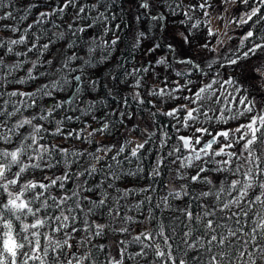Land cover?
<instances>
[{
  "label": "trees",
  "instance_id": "trees-1",
  "mask_svg": "<svg viewBox=\"0 0 264 264\" xmlns=\"http://www.w3.org/2000/svg\"><path fill=\"white\" fill-rule=\"evenodd\" d=\"M203 2L204 0H149L150 9L145 12V10L138 8L137 0H78L76 8L81 5L86 8V15L78 23L86 30L77 36H72L66 27L68 23L73 21L76 8H69L62 15L57 13L42 24L34 23L39 19L40 12L51 11L52 8L62 4L63 0H11L10 7L0 8V14L6 11H13L14 13V18L0 20V59L3 61V66H0V93H11L13 91L35 93L33 99L36 101L33 106L28 97L19 95L11 98L8 95L0 97V105H4L7 101L4 112L0 113V121L4 122L3 130L7 132L9 127H14L18 122L24 119H32V117L46 113L47 109L52 108L54 110L52 116L47 120L35 119L33 124L43 125L46 131L42 133V140L38 138L39 143L55 149L52 152V158L54 161H60L51 168L42 167L26 170L20 174L17 185L8 187V192L16 194L29 181L49 184L52 178L62 177L67 170L70 178L63 182V188L59 186L60 181L58 180L56 185L47 189L37 188L25 192L22 199L30 200L33 193H40L42 194L41 200L47 199L48 204H52V200L48 199L49 196L59 199L65 195L71 196L73 191L79 189L78 200L83 211L77 210L73 213L77 216L74 226L79 231L71 232L70 228L65 229V231L71 232L68 243L72 245L71 248L66 249V253L70 255L75 252L80 256H89L90 260H85L83 264H109L112 258L118 259L119 250L120 255L122 251L124 253L120 257L121 264H151L153 261L151 250L145 249L147 252L145 257L137 256L136 253L141 250V245L139 242L134 241L133 237L145 230L153 231L157 229L160 223L164 225L166 234L172 228L175 229L174 248L176 245L180 246V251L174 252L177 256V264H179L180 258L188 259L192 256H198L203 261L208 258L203 251L188 250L187 256L183 254L184 245L181 243V234L186 230L183 223L187 222L184 219V210L192 211L195 216L196 214H202V209L197 207L198 204L209 206L211 201L214 205L230 200L237 195L236 192H233L229 196L225 191L221 194L220 201H216L212 196L203 197L199 200L194 199V197L205 191L216 192L220 187L227 190L233 179H243L242 175L237 177L231 171L215 170L217 167H224L215 162L229 159L228 156L204 157V160L208 161L207 163L194 161L190 167H181V161L179 160L172 163L175 156H167L168 152L182 144L178 139L180 135H190L193 138L200 137L201 143H203L217 132L245 122L250 116L255 115V112L246 113L235 119H227V122L224 119H216L221 110H223L225 118L235 115L238 111H243V106L237 105L241 94H244L249 101H256L255 106L257 109L263 107L261 96L264 95V89L252 78L254 77L253 69L264 64V49L258 50L255 55H251V58L246 60L242 57V52L252 47L253 43H264V40L258 38L264 35V24L242 23L237 37L249 30L254 32V36L244 41L243 46L241 44L242 39L234 40V38H231V51L228 55L223 56L218 63H225L228 59L241 55L237 65L228 64L226 70L223 69L224 67L218 68L219 64L216 66L206 65L198 58L197 52L201 50V46L204 44L208 45L207 48H203L204 51L212 50L211 45L215 41L216 35H209V23L204 15L205 10L198 7ZM208 3L211 7L207 8V12L209 9L218 12L222 8L224 0H208ZM32 4L36 7L31 8L30 11H25ZM91 5H96V8L91 9ZM105 5H107V8ZM192 6H196L195 10H192ZM254 6L252 0H249L248 4L241 2L234 8V13L239 14L241 11H247ZM99 12H106L109 17L107 23L113 29L116 24H120V29L116 33L120 37V41L107 59L103 58L106 51L104 49L97 48L91 54L88 52L89 46L94 42L101 39L111 40L115 38L112 32L105 33V22L96 19ZM185 12L188 13L187 16L184 15ZM22 14L26 18L20 20L19 17ZM113 14L115 19H112ZM138 14L141 15L140 20L135 18ZM261 14H264V8L261 9ZM157 15L163 16L164 19L153 21L150 18ZM5 24L14 25L21 31L13 32L11 28L5 29L3 27ZM30 24L33 27L30 32H27L28 43L10 45V40L17 39L24 34ZM89 24L92 26L88 27ZM54 25H60V27L56 28ZM193 25H196V27H193ZM57 32H63V38L57 39L53 35ZM139 32H145L146 37L141 40L140 46L137 47L136 35ZM180 33L185 35L191 33L192 36H195V40L189 45H184ZM33 34H41L40 44L52 40L49 49L40 56L41 61L51 60L52 64H44L34 69L33 73L36 78L28 79V70L32 67V62L36 60L38 55L35 50L27 52V48L31 46ZM69 43H73V48L67 47ZM154 43H159L160 47L155 52L146 54ZM169 44L175 47V52H171L167 48ZM9 46L12 47L11 52L7 50ZM25 52H27V55L16 54ZM73 53L80 59L73 61L71 67H77L82 60L89 58L93 60V66L86 68L85 73L82 75L79 91H75L72 98L68 99L74 91L76 81H73L72 87H66L63 91L53 90L51 95L48 96L43 95L39 90L44 84H48L51 80L57 78L58 73L56 70L61 67L65 57ZM165 57L167 63H156L158 59ZM187 58H191L194 65H199L202 71L197 70L195 66L180 63V60ZM20 61H23V63L19 68L11 72L8 71ZM134 68L140 71L134 75H129ZM144 68L148 70L143 71ZM261 70H264V68H261ZM41 72L46 73V75H39ZM72 75H81V73L77 71ZM228 75L231 76L229 80L233 81L229 84L231 95L223 94L220 87L224 84V77ZM137 78H140V87H135ZM89 79L98 81L94 88L87 86ZM20 80H23L24 83H19ZM213 81L215 83H212ZM177 83L185 85L183 90L174 93V96L179 97L178 99L150 94L152 89H173L177 86ZM208 84H212L214 95L209 93L211 99L203 102L202 110L211 108L209 116L212 119L200 115L198 120L188 121V127H185L184 110L176 113L174 117L163 115V113L184 105L197 107L198 105L191 103L184 97H191L198 89ZM134 91L139 93V97L135 96ZM216 97H219V103L216 102ZM233 97H235V100H233ZM140 98L143 99L144 103H138ZM68 100H72L73 103H64L63 107H57L61 102ZM125 100H127V103H125ZM20 101H23V105L19 104ZM14 103L19 110L14 115L8 116L6 113L13 112ZM229 108H231V112ZM152 113H156V115L153 116ZM57 121H62L59 125L62 133L56 132ZM105 125H107V128L103 131H94L104 128ZM134 127L135 130H133ZM197 128H206L212 135L197 133ZM87 129H90V132H87ZM124 129L126 130L125 134L136 135L142 143L154 133L145 148L141 150L139 160L130 156L131 143L127 144L125 142L128 136L123 133ZM31 130V126L25 125L23 128L16 129V135L9 133L11 141H0V150H14L20 136L28 135ZM69 132H73V135L68 136ZM96 134H103L108 140L96 141L94 138ZM229 136L231 138V132ZM121 141L125 143V151L117 157L119 161V165H117L112 158L117 155V150L120 148L118 145ZM126 141H131V139ZM162 141H166L164 147H160ZM219 142L220 144L230 142L234 144V147L229 150L236 153L238 159L232 158L229 167L235 168L237 163L245 168L247 167L244 159L247 152L240 155L243 151V141L236 143L231 139L225 140L221 136L212 147V151H219L217 148ZM196 147L198 148L199 145H196ZM108 148H111V152L107 154L106 158L100 157L99 160L95 158ZM60 149L67 150L68 158L72 161L70 166L65 165V155L59 151ZM113 152H116L114 156ZM73 153L82 155H71ZM176 155L184 157L189 155V152L181 147V151ZM162 156L164 157V164L159 168L160 175H150L152 167L155 166V161ZM94 160H97V165H92ZM24 162L32 164L38 161L25 159ZM202 163L207 171L201 175L206 177L210 183H205L204 180L194 183L190 179L191 176L196 174ZM138 165L143 171H137ZM93 166L96 171L91 175L76 176L77 173H82L85 169ZM13 171H17V169L13 168ZM110 171L114 172L118 178L113 179L108 175ZM81 185L88 190H83ZM109 185H112V187H109ZM171 192H180V197L173 199L168 195ZM185 192L188 195H185ZM259 193L260 189L258 187L250 189L241 207H246L247 201ZM165 196H168L167 207H165L162 199ZM102 198L105 199V205L96 209L93 213H88V208L92 207L91 202ZM74 199L77 198L69 199L67 205H73ZM41 200L35 201L30 207L34 209L40 207L41 212L38 215L44 218L46 210L41 204ZM0 201L7 202L6 192H0ZM109 208L113 210L112 216L108 215L107 210ZM259 208V204L254 205L253 209L249 211V216L245 219H255L252 212ZM117 210L119 216L115 215ZM238 210L236 206L231 209L232 212ZM48 215H59V210L55 213L48 212ZM228 215L230 213L227 211H216V219L221 225L235 228L236 225L233 220L222 219V217ZM150 216L153 219H148ZM85 221H87V225ZM32 222L33 217L31 216L23 217L21 221L13 219L14 233L19 230L23 223L30 224ZM93 224L105 225L102 235L95 236L93 234L92 227H89ZM251 227V224L245 225L244 231L248 232ZM121 228H127V231H119ZM39 231L43 234L50 230L44 228L39 229ZM217 231H224V229H218ZM198 235L200 233L194 228L193 236ZM55 237L60 240L65 239L64 232L56 233ZM246 238L241 237L238 233L237 237L232 238V242L236 244L239 241L248 252H252V244H243V240ZM157 242H159L158 239ZM46 243L47 241L44 240L42 235L41 247ZM145 243L151 242L145 241ZM257 243H259V238H257ZM230 251L234 252V250ZM247 259L248 257L245 256L244 260ZM73 264H75V261H73ZM256 264H264V261L259 259V254L256 257Z\"/></svg>",
  "mask_w": 264,
  "mask_h": 264
},
{
  "label": "snow or ice",
  "instance_id": "snow-or-ice-1",
  "mask_svg": "<svg viewBox=\"0 0 264 264\" xmlns=\"http://www.w3.org/2000/svg\"><path fill=\"white\" fill-rule=\"evenodd\" d=\"M225 3L229 2V0H224ZM242 3L248 4L249 0H241ZM252 3L255 5L247 12L246 19H241L239 21H235L237 23L248 24L252 22L254 25L264 24V14H261V9L264 8V0H252ZM78 4V0H63V3L54 7L49 12H40L39 19H37L35 24H42L45 20L50 17L56 15L57 13L63 14L65 10L69 8H76ZM137 5L139 9L145 10L147 12L150 9L149 0H137ZM11 0H0V8L10 7ZM36 7V5H29L25 11H30L31 8ZM107 8V5H105ZM196 6H192V10H195ZM199 8L204 9V15L207 16V8L211 7L208 3V0H204L203 3L198 5ZM91 9H95L96 5H91ZM86 15L85 6L81 5L76 8L73 21L67 24V30L71 33L72 36H77L79 33L84 32L86 29L79 25L78 21L83 19ZM185 16L188 15L187 12L184 13ZM14 18L13 11H6L0 14V20H8ZM26 16L23 14L19 17L20 20L25 19ZM136 20L141 19V15H137ZM153 21L163 20V16H151ZM190 18V17H189ZM255 18V19H254ZM97 20H101L105 22V33L112 32L115 38L111 40L101 39L94 42L89 46L88 52L94 53L97 48H101L106 50L104 59H107L111 51L118 45L120 41V37L116 35L117 31L120 29V24H116L113 29L108 23L109 17L106 15V12H99ZM112 19H115V15L113 14ZM183 23V22H181ZM75 25V27H74ZM92 25L89 24L88 27ZM5 29L11 28L13 32L21 31L19 28L14 25H3ZM33 25H29L28 29L25 30V33L20 35L17 39H11L10 45H23L28 43V35L27 32H30ZM54 27L59 28L60 25H54ZM196 27V25H193ZM209 29V35H214ZM57 39H61L64 36L63 32H57L53 34ZM183 44L189 45L195 40V36H192L191 33L185 35L183 33L179 34ZM191 36V39H190ZM254 36V32L249 30L245 36L242 38L241 44L243 46L244 41L249 40ZM146 37L145 32H139L136 35V46H140V42L143 38ZM259 39L264 40V35L259 36ZM41 39V34H33L31 46L27 48V52L37 51L38 55L35 61L32 62V67L28 70L27 78L35 79L36 76L33 73V70L44 65V64H52L51 60L41 61L40 56L44 54L45 51L49 49L52 44V40H49L46 43L40 44L39 41ZM73 43H69L67 45L68 48H73ZM160 47L159 43H154V45L147 50L146 54H151L155 52L157 48ZM202 48H207L208 45L204 44L201 46ZM167 48L171 52H175L176 49L172 44L167 45ZM264 49V43H253L252 47L248 48L247 51L242 52V57L246 60L251 58V55H255L258 50ZM9 52L12 51V47L9 46L7 49ZM239 52V49L237 50ZM25 53H16L17 55H27ZM80 59L74 53L72 55L66 56L61 64V67L57 69V78L51 80L48 84H44L42 88L39 90L43 95L48 96L51 95L53 90L63 91L66 87H72L73 81L82 82V75L85 73L86 68H91L93 66V60L91 58L87 60H82L81 64L77 67H71L73 61ZM241 59V55H237L235 58L228 59V64L237 65ZM23 61L18 62L13 68H10L8 71L11 72L16 68H19L22 65ZM157 64H165L167 63V58H161L156 61ZM180 63H186L191 66H195L197 70L202 71L199 65H194V62L191 58L182 59ZM0 66H3V61L0 59ZM211 66V65H209ZM261 68H264V64H261L260 67L254 68L253 71L259 75ZM147 68H144L143 71H147ZM79 71L81 75H72L73 73ZM140 71L139 69H132V72L129 75H134ZM39 75H46V73L41 72ZM19 83H24L23 80H20ZM98 81L94 79H89L87 81V86L94 88L97 85ZM212 83H215L213 81ZM225 84L233 83L232 80L224 81ZM76 91H79V84L74 86ZM135 87H140V78L136 79ZM185 85H179L173 89L160 88V89H152L151 95L153 96H169L174 99H178L179 97L174 96V93L183 90ZM190 91V89H189ZM212 93V84L205 85L198 89L197 92L193 93L191 97H184V99L189 100L191 103L198 105L197 107L188 108L186 105L181 106L179 108H174L163 115L174 117L176 113L181 110L185 111V119L184 126L188 127V121H196L199 119L200 115L208 119H212L209 116L208 110L203 109V102L205 100L211 99ZM8 95L9 98L14 96H22L28 97L31 100V104L34 106L36 101L33 99L35 93H23L13 91L11 93H0V97ZM231 95V93H229ZM136 97H139V93H135ZM235 100V97H233ZM216 102L219 103V97H216ZM64 103H73L72 100L61 102V104L57 105V107H63ZM127 103V100H125ZM138 103H144L143 99L140 98ZM239 103L243 105V111H238L235 115H230L227 118L224 117L223 110H221L219 116L216 117L217 120L224 119L227 122V119H235L238 116L245 115L246 113L251 114L255 112V115H252L250 121L247 124H241L234 131L225 130L222 132L216 133L212 136V139L205 142L203 146L197 148L196 145L201 143V138L197 137L195 143L193 144L191 137L180 136L178 137L179 141L182 142L180 146H177L172 149V151L167 153V156H175V159L172 160V163H176L177 160L181 161V167H190L193 165L194 161H202L203 163H207L208 161L204 160V157H214L225 155L228 156L229 159H225L222 161H218L220 165H223V168L217 167L216 171H231L233 175L239 177L243 176V179H233L231 183L228 185L227 190L224 187H220V189L216 192H212L211 190L200 193L199 196L194 197V199L199 200L203 197L212 196L216 201H220L221 194L227 191V195L231 196L233 192H236L237 195L230 200L222 201L218 204H212L209 202V206H205L203 204H198L197 207L202 209V214L193 215L192 211L185 209L183 212L184 219L187 221L183 223L185 231L182 232L181 243L184 245V256H187L188 250H193L194 252H201L207 254V259L201 261L198 256H192L188 259L180 258L179 264H256V257L259 254V259L264 261V108L257 109L255 103L249 101L247 97L242 98ZM19 104L23 105V101H20ZM7 106V101L4 105H0V113L4 112V109ZM19 109L16 107V104H13V112L6 113L8 116H12ZM53 109H47L46 113H41L39 116H34L32 119H24L18 122L14 127H9L7 132L3 130L4 122L0 121V141H11V135H16V129L23 128L25 125L31 126V132L28 135H21L17 146L14 150H0V192L7 193V202L4 203L0 201V264H83L85 260H90V257L80 256L77 253H71L70 255L66 253L67 248H71L72 245L68 243V240L71 238V232L79 231L74 225L77 219V216L73 213L77 210L83 211L80 206L78 197H79V189L72 192L71 196H62L59 199L55 197L49 196L48 199L52 200V204H48L47 199L41 200L40 193H33L32 199L26 200L22 199L24 197L25 192L34 190V189H47L50 186H54L57 184L58 180L60 181L59 186L63 188L64 181L70 178V174L65 171L62 177L52 178L49 184H45L43 182H33L29 181L24 184L22 189L18 190L16 194L12 192H8V187L11 185H17L19 183V177L21 173H24L26 170L30 168H51L54 167L55 164L60 161H54L52 158V152L55 150L48 146L39 143V140L43 139L42 133L46 131L43 125H34L33 120L42 119L47 120L53 114ZM231 112V108H229ZM123 115V114H122ZM153 116L156 113H152ZM71 119V118H69ZM62 121H57V133H62V129L59 125ZM107 128V125L104 128L96 129L94 131H103ZM135 130V127L133 128ZM231 131V138L229 133ZM197 133H207L208 135H212L208 132L206 128H197ZM236 133H240L239 136ZM68 136H72L73 132H69ZM151 135H154L152 133ZM151 135L148 139H146L143 143L136 144L135 148H132L130 151V156L135 157L138 160L141 158V150L145 148V145L151 139ZM224 137L225 140L231 139L236 143L243 141V151L240 155H243V152H247V156L244 158L247 167L245 168L243 165L237 163L235 168L229 167L232 163V158H237L236 153L226 152L225 149H230L234 147L233 143H227L221 146L219 151H212V145L217 143L219 137ZM39 138V140H38ZM30 141V142H29ZM127 144H130L131 141H126ZM166 141H162L160 147H164ZM181 147L189 152V155L181 157L176 154L181 151ZM59 151L63 152L65 155L64 163L66 166H70L72 161L68 158L69 154L66 149H60ZM106 151H111V148L106 149ZM125 151V146L122 145L117 150V155L112 159L116 161L117 165H119V161L117 157ZM203 154V155H202ZM71 155H82L80 153H73ZM97 160L100 159L99 156L95 157ZM26 160H35L38 161L36 163L27 164L24 161ZM203 163L198 167V170L195 175L191 176L190 179L192 182H198L204 180L205 183H210L206 177H203L201 174L206 172L207 169L203 166ZM164 164V157L162 156L160 159L155 161V166L152 167L150 175L159 176V168ZM13 168H16L17 171H13ZM95 167H90L84 170L82 173H77L76 176L79 177L81 175L87 176L91 175L95 172ZM137 171H143L142 168H137ZM132 174V173H130ZM113 179L118 178L114 172H109ZM112 187V185H109ZM254 187H258L260 189V193L256 195L254 198L247 201L246 207H241L245 198L248 196L249 190ZM83 190H88L83 188ZM147 190V189H146ZM188 195V193H184ZM173 199L180 197V192H171L168 194ZM76 197L77 199L73 200V205H67V201L69 199H73ZM165 207L168 206V196L162 198ZM41 200V204L45 208L44 218H41L38 214L41 212L40 207H30L35 201ZM92 207L88 208V213H93L96 209L102 208L105 205V199H99L98 201H92ZM260 205V208L256 211L252 212V216L255 219H245L249 216V211L253 209L254 205ZM65 205H67L65 207ZM233 206H236L239 210L237 212H232L231 209ZM59 210V215H48V212L55 213ZM219 210L221 212L227 211L230 215L222 217V219H231L234 221L236 227L232 228L228 225H221L219 221L216 219V211ZM108 215H113V210L109 208ZM67 213V214H65ZM116 216H119V211L117 210L115 213ZM33 217L32 223H23L18 231L14 233L13 230V219L15 221H21L23 217ZM7 217V219H6ZM131 219V218H128ZM148 219H153V217H148ZM87 225V221H85ZM202 223V228H201ZM247 224H251L252 227L248 232L244 231V227ZM89 227H92L93 234L95 236H100L103 234L105 225L103 224H93ZM48 229L49 232H44L43 234L39 231V229ZM71 229V232L65 231V229ZM196 229L200 233L198 236H193V229ZM31 229V231H30ZM218 229H224V231H217ZM87 230V229H85ZM121 232H126L127 228L119 229ZM64 232L65 239L60 240L55 237L56 233ZM238 233L241 237H247L243 240V244H252L253 251L248 252L240 243L237 241L236 244H233L232 238L237 237ZM43 235L44 240L47 243L41 247V236ZM174 236L175 229L172 228L168 234L165 232V227L162 223L158 224L157 229L153 231L145 230L140 234L133 237V240L139 242L141 245V250L136 253L137 256L145 257L147 252L145 249H149L153 255V261L151 264H177V256L174 252L180 251V246L176 245L174 248ZM257 238H259V243H257ZM157 239L159 242H157ZM145 241H150L151 243H145ZM191 241V242H190ZM123 243V241H121ZM103 247V246H101ZM230 250H234L230 251ZM123 251L121 252V256H123ZM247 256L248 259L245 261L244 257ZM63 257V259H61ZM109 264H120V261H109Z\"/></svg>",
  "mask_w": 264,
  "mask_h": 264
},
{
  "label": "rangeland",
  "instance_id": "rangeland-1",
  "mask_svg": "<svg viewBox=\"0 0 264 264\" xmlns=\"http://www.w3.org/2000/svg\"><path fill=\"white\" fill-rule=\"evenodd\" d=\"M239 3H241V0H229V2H227V3L224 2L222 4V8L218 12H214L213 9H209L208 10V16H206V19H207V21L209 23V29L211 30L212 33H215L216 37H215V41L211 45L212 50H210V51H204V49L201 48V50H199L197 52L198 58L200 60H202L204 64H206V65H215V66L217 64H219L220 66L218 68L224 67L223 69L226 70V66H228V62H225V63L224 62H219L218 63V61L220 59H222L223 56L228 55L229 52L231 51V47H232V45H231V38H234V40H237V39L241 40L245 36V34H246L245 33V34H242L239 37H237L238 34H239L238 31L241 28L242 23H237L235 21H239L241 19H246V15L245 14L250 11V9H249L247 11H241L239 14H235L234 13V8L236 6H238ZM218 68H215V69H218ZM230 78H231L230 75L225 76L224 77V81H227ZM252 79L253 80H256V82L260 85V87L262 89H264V70H261L259 75H257L254 72V77ZM220 87L222 89V93L223 94L229 95V93H230V90H229L230 89V86H229V84H225L224 83ZM133 93L135 94L137 92L134 91ZM244 97H245V95L244 94H241V96L239 98V101L242 98H244ZM263 97H264V95L261 96L262 101H263V107L262 108H264V100H263ZM239 101H237V105H241L239 103ZM254 103L256 105V101H254ZM186 106L188 108H193V107H191L189 105H186ZM251 117L252 116H250L248 118V120L245 121V122H242V123H240L238 125L232 126L231 128H227V129L221 130L219 132H222V131H225V130H232V131H234L241 124H247L250 121ZM87 132H90V129H87ZM123 133L124 134L126 133V130L125 129H124ZM236 135L239 136L240 133H236ZM125 136H128L127 139H129V140L131 139L130 151H131L132 148H135L136 147V144L142 143L141 139L139 137H137L136 135H131L129 133V135L128 134H125ZM180 136L191 137L193 144L195 143V140L197 138V137L196 138H193L190 135H180ZM212 136H214V135H212ZM212 136L209 139H207L206 141H204L203 143L199 144V147L198 148H200L201 146H203V144L205 142L211 140ZM94 138H95L96 141L108 140L107 137L105 135H103V134H96L94 136ZM126 140H125V142H126ZM124 144H125L124 141H121V143L118 146L121 147ZM224 144L225 143H221L220 144V142H219V144L217 146L218 150ZM213 146H214V144L212 145V147ZM225 151L226 152H230L229 149H225ZM109 152H111V151H106L105 150L104 152H102L99 155V157L106 158V156H107V154ZM115 154H116V152H113V156ZM97 164H98L97 160H94L92 162V165H97ZM141 230H142V228H141ZM118 255H119L118 259H113L112 258L110 261H113V262L120 261V264H121L120 250L118 251Z\"/></svg>",
  "mask_w": 264,
  "mask_h": 264
},
{
  "label": "water",
  "instance_id": "water-1",
  "mask_svg": "<svg viewBox=\"0 0 264 264\" xmlns=\"http://www.w3.org/2000/svg\"><path fill=\"white\" fill-rule=\"evenodd\" d=\"M77 84H80V82H77V81H76V84H75V85H77ZM75 91H76V88L74 87V91H73V93L69 96L68 99H71V98H72V96L74 95ZM263 100H264V97H263ZM211 139H212V138H211ZM204 144H205V143H204ZM204 144H203V145H204Z\"/></svg>",
  "mask_w": 264,
  "mask_h": 264
}]
</instances>
